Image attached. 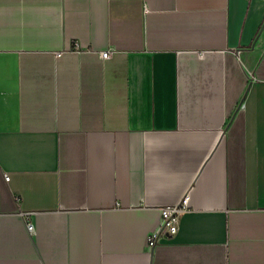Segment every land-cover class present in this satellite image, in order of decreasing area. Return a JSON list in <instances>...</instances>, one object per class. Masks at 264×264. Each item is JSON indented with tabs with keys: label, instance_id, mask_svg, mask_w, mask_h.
Wrapping results in <instances>:
<instances>
[{
	"label": "crops",
	"instance_id": "crops-1",
	"mask_svg": "<svg viewBox=\"0 0 264 264\" xmlns=\"http://www.w3.org/2000/svg\"><path fill=\"white\" fill-rule=\"evenodd\" d=\"M0 264H264V0H0Z\"/></svg>",
	"mask_w": 264,
	"mask_h": 264
},
{
	"label": "built area",
	"instance_id": "built-area-1",
	"mask_svg": "<svg viewBox=\"0 0 264 264\" xmlns=\"http://www.w3.org/2000/svg\"><path fill=\"white\" fill-rule=\"evenodd\" d=\"M57 53L56 56H59ZM110 56L109 52H101L100 57L102 59H107ZM4 181H8L6 175L3 176ZM187 209V198L183 199L175 204L166 207H161L159 209V220L157 225L147 234L145 240V246L147 250H152L157 244L160 237L163 236H173L178 231L179 219L181 215ZM21 217L25 220V229L32 235L34 233V225L31 220H27L26 214H21Z\"/></svg>",
	"mask_w": 264,
	"mask_h": 264
}]
</instances>
